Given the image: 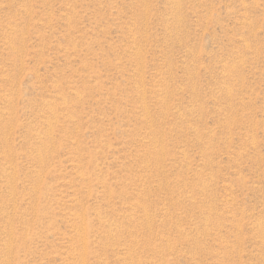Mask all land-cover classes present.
<instances>
[{"label":"rangeland","instance_id":"374dc122","mask_svg":"<svg viewBox=\"0 0 264 264\" xmlns=\"http://www.w3.org/2000/svg\"><path fill=\"white\" fill-rule=\"evenodd\" d=\"M0 264H264V0H0Z\"/></svg>","mask_w":264,"mask_h":264}]
</instances>
